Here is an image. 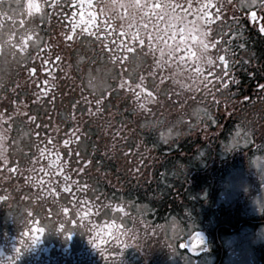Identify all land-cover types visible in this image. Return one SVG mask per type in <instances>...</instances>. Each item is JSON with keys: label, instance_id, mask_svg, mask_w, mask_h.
Here are the masks:
<instances>
[{"label": "rangeland", "instance_id": "374dc122", "mask_svg": "<svg viewBox=\"0 0 264 264\" xmlns=\"http://www.w3.org/2000/svg\"><path fill=\"white\" fill-rule=\"evenodd\" d=\"M251 4L252 0H242L239 5L247 7ZM18 10V7L5 1L0 3V97L6 92L8 82L12 80L15 65H19L24 58L20 52L14 51L11 43L9 46L11 33L21 21L18 17H22ZM227 23L221 25L220 19H217L210 26L209 32L206 29L200 31L208 34L210 40L206 41L209 45L215 42L216 34L230 33L226 51L234 50L233 43L237 42L247 59L249 55L246 49L250 45L249 41L258 43L259 31L251 30L247 41H239L247 32L241 29L232 35L231 23ZM17 31L19 32V29ZM88 39L90 37L82 38L78 48L79 74L82 79V87L79 86L78 93L68 99V104L62 103L61 108L36 106L31 111L41 122L54 123V128L62 127L58 120L67 117L69 110L73 112L72 120L78 125L79 139L71 158H67V161L74 170L75 180L86 186L85 189L92 187V196L95 195L101 180L139 181V184L141 180H154L159 184L151 192L149 189L148 194L142 188L143 190H131L126 197H134L141 202L145 213L150 211V206L154 207L153 202L157 200V195L168 192L171 199L170 212L164 216V224L171 240L180 239L182 233L187 234L195 226L206 224L213 228L215 224H221L224 235L220 241L225 246H230L229 251L233 252L225 264H252L250 245L264 240V225L257 224L249 214L256 212L264 203V138L262 131L260 132V123L250 119V109L254 104H250L249 110L242 111L244 119L238 118L234 125L227 128L219 126L217 134H209L210 127L215 125L212 116L214 109L210 101L204 99L203 94L209 93L210 90H201V84L198 82L197 88L191 91L188 87L190 78L185 76L183 70H175L174 83L171 86L167 83L161 85L156 96L145 97V93L132 94L136 90H128L123 99L117 98V92L108 97L106 89L112 83L107 82V77L114 76L118 79L114 69L123 66L128 80L135 82L140 69L146 67L148 60L151 61L148 56L151 52L146 46L138 49L128 43L126 46L134 50H126V63L118 60L111 64L105 53L101 54L96 62H92L96 55L87 59L90 49ZM214 45L212 50H208L214 62L207 69L212 92L213 79L218 80L217 76L221 70V66L218 68L216 65L215 54L218 51L221 53L222 50V45ZM85 58L87 64L83 63ZM155 65L158 66L157 63ZM153 72L145 71L143 79ZM156 78V75L148 78L146 86H154ZM195 81L198 79L195 78ZM139 97L143 99L140 100L142 103H137ZM71 99L73 102L76 99L77 101L71 105ZM112 100L115 104L111 107ZM2 102L0 115L8 121L6 124L12 138L8 141L9 156L20 160L24 157L25 149H32L34 131L30 123L29 126L25 125L22 117L9 116L20 113L23 110L21 106L14 104L10 107L6 105L7 100L3 104ZM260 104L254 112L263 114L264 106ZM121 105L125 106L119 109ZM13 109L14 112L11 113ZM198 133L203 134L193 137L187 151L177 150L176 144L181 136ZM208 135L216 137L211 138ZM114 137H118L115 144ZM10 173L11 171L5 173L0 181H19L15 175L12 178ZM204 182L211 189H202ZM243 190L246 194L241 197L240 203L234 201L237 194ZM159 203L158 201L157 205ZM130 205L128 210L131 213L138 211L135 200H132ZM234 222L238 225L236 233L229 229ZM46 228L49 239L56 230L51 219L46 222ZM77 230L76 245L80 244L85 233L82 227ZM260 256L263 260L264 249L260 250ZM208 261L204 259L203 264Z\"/></svg>", "mask_w": 264, "mask_h": 264}, {"label": "flooded vegetation", "instance_id": "af4514ba", "mask_svg": "<svg viewBox=\"0 0 264 264\" xmlns=\"http://www.w3.org/2000/svg\"><path fill=\"white\" fill-rule=\"evenodd\" d=\"M4 1L18 7V12L22 14L11 44L15 52L26 58L19 69L15 67L13 85L17 87L21 84L27 104L45 105L48 109L61 108L62 103L68 104V99L78 93V46L85 35L101 42L113 62H126L128 43L149 46V51L161 54V61L165 51L159 50L157 44L162 43L161 48L166 47L169 51V45L173 44V31L177 30L176 37L179 39V29L184 25L190 26L192 21H197V25L202 27L214 20V14L235 6L233 0H148L152 4H168L170 7L164 11L156 9L145 16L147 9L140 11L121 6L132 4L134 0H92L91 6L85 4L83 9L80 0H36L41 5V11L32 13L27 9L28 0H0V3ZM225 3L229 6L226 7ZM257 9L258 22L251 20V13L247 16L244 27L249 30L259 29L264 24V6ZM81 11L86 17L88 12L96 16L88 31H82V26L78 24ZM133 13L137 25L127 36L120 35L122 30L128 31L129 17ZM166 13H174L183 19V23L172 21L173 28ZM141 17H144L143 20ZM74 23L77 24L75 30ZM137 27L144 39L143 45L139 40L131 39V33L136 32ZM149 33L153 37L151 45ZM25 35L32 38L27 41L26 47H22L21 38ZM68 36L72 39H67ZM259 37L264 46V33H260ZM202 38L206 40L205 36ZM121 41L125 47L120 46ZM251 60L252 66L258 60L264 62V53L251 57ZM233 62L239 66V71L240 63L232 58L230 67ZM202 66L205 77L207 64ZM252 82L256 83V80ZM248 98V94L235 93L234 115H239L240 103ZM32 121L35 144L22 167L24 182L18 183L20 186L17 188L21 189V197L12 196L14 183L0 181V264H174L175 259H186V264H190L191 260L187 257L191 256L187 252H183L186 258H176V249L169 231L165 229L164 219L154 213L149 215L150 221H144L141 202L125 196V182L101 183L103 193L92 196V187L82 190L78 182L71 178L68 164H64L63 152L65 149L69 153L78 139L73 135L76 124L72 123L69 129L63 130L54 128V123L47 124L35 118ZM10 161L7 155L0 171L9 170ZM132 200L137 203L138 210L134 215L127 209L131 206L128 202ZM50 219L56 230L48 239L46 222ZM79 227L85 230L80 248L76 245ZM210 249L213 250L210 264H225L222 245ZM178 250H184V247L180 246ZM196 258L194 262H197Z\"/></svg>", "mask_w": 264, "mask_h": 264}, {"label": "snow or ice", "instance_id": "6c2138e0", "mask_svg": "<svg viewBox=\"0 0 264 264\" xmlns=\"http://www.w3.org/2000/svg\"><path fill=\"white\" fill-rule=\"evenodd\" d=\"M261 2H262V6H264V0H261ZM252 3L255 4L256 0H252ZM85 4L91 6L92 0H80L81 9H83ZM121 6L126 7V8L131 7V8H134L136 10H140V11H144L145 9H147L148 11H145V16H148L149 14L154 13L156 9H160L161 11H164L165 9L170 7V5H168V4H163V5L160 3L152 4V3L148 2V0H134V3H132V4L121 5ZM176 7H179V5H177ZM204 7H208V5H204ZM27 9H28L29 13L40 12L41 11V5L38 2H36V0H28ZM166 15H168V14L166 13ZM143 18L144 17H141L140 19L143 20ZM250 18L253 22H258L255 12L251 13ZM129 19L131 22L127 25L128 31L122 30L120 33V35H122V36H127L128 33L131 31V29L137 25V18H136L135 13H133L129 17ZM158 19H162V17H158ZM95 21H96V16L94 13L88 12L87 17H86L84 12L81 11L80 20L78 21V24L82 26V31H88V26L93 25ZM168 21H169V24L173 28L175 27V25L172 24V21H178L180 23H183V19L180 17H177L174 13L171 15H168ZM76 26H77V24L74 23L73 24V30H75ZM144 27L146 28L147 25H144ZM122 29H123V26H122ZM259 31H260V33H264V24L260 25ZM179 33H180V35H179L178 41H176V39H175L176 38V32L173 31V33H172L173 44L169 45V57L170 58H172L174 53H178V52L183 50L184 56H180L179 59L183 62L185 60V57H187V59L189 61H191V63L196 65V68L194 69V71H196L197 73L202 72V68H201L202 64L211 65L213 63L212 58L208 54L209 44L206 43L205 40L202 38L203 36L206 35V33L201 32L200 29L195 24V22H192L191 26L184 25L183 27H181L179 29ZM31 38H32L31 35L22 36L21 46L26 47L27 41L30 40ZM157 38H159V33H157ZM67 39H72V36H68ZM131 39L133 41L139 40V43L141 45L144 44V39L141 38L139 35V28L138 27H137L136 32L131 33ZM152 39H153L152 34L149 33L148 34V41H149L150 45H151ZM120 46L125 47L123 41H121ZM126 50L128 52H131L134 49L132 47H127ZM57 59H59V58H57ZM219 60L224 62L225 68H227V62L225 61V57L220 56ZM149 95H151V93H149ZM65 179H68V177H65ZM65 211L67 212V209H65ZM196 235H197V237H199L198 233ZM201 243H202V240H201ZM181 247H185V246L181 245ZM192 247H196V244L193 243Z\"/></svg>", "mask_w": 264, "mask_h": 264}]
</instances>
